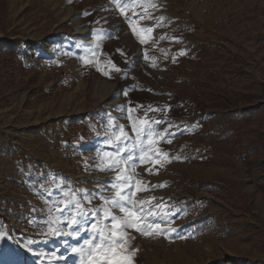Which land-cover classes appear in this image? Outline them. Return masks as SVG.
<instances>
[{
	"label": "rangeland",
	"instance_id": "obj_1",
	"mask_svg": "<svg viewBox=\"0 0 264 264\" xmlns=\"http://www.w3.org/2000/svg\"><path fill=\"white\" fill-rule=\"evenodd\" d=\"M140 5L151 18L133 15ZM125 10L0 0V264H80L71 248L89 233L50 234L70 231L55 209L75 193L84 227L94 222L113 196L116 171L99 167L116 151L107 141L122 127L123 157L140 156L132 126L144 121L163 137L145 159L162 149L171 162L123 167L151 189L135 199L170 215L159 235L133 233L134 264H264V0ZM130 23L153 27L147 43Z\"/></svg>",
	"mask_w": 264,
	"mask_h": 264
},
{
	"label": "snow or ice",
	"instance_id": "obj_2",
	"mask_svg": "<svg viewBox=\"0 0 264 264\" xmlns=\"http://www.w3.org/2000/svg\"><path fill=\"white\" fill-rule=\"evenodd\" d=\"M113 2L127 18L125 6L126 4L132 6L133 0H124V2L122 0H113ZM140 7L144 14L133 12V15L139 20L151 18L144 5H140ZM148 7L155 8L156 5L150 4ZM160 19L162 20L163 17ZM130 26L140 39V43H147L145 34H150L153 31V27H141L137 31V27L132 26L131 23ZM180 54L183 55L184 53L181 52ZM147 58L145 56V59ZM173 61L175 62V57ZM85 62L88 63L89 61ZM152 66L155 67V64L153 63ZM112 67L115 71H120L115 65ZM104 74L108 75V72H104ZM156 123L159 122L157 121ZM132 131L136 134L139 144L140 156L138 157H133L132 155H128L126 158L123 157V153L128 151V149L122 145L129 139V136L122 127L120 128V135H115L114 139L107 141L109 145L116 147V151L114 153H103L99 167L101 170L111 169L116 171L115 182L111 185L113 196L111 199L101 197V199H104V203L91 213L94 222L88 227H84V225H88L87 217L89 212L85 210L80 199L76 198L75 193L72 194L71 200L60 202L63 207L57 206L55 209L57 213L61 214L70 231L62 232L59 227H56L50 229V234L79 238L81 233H89L88 238L84 239L82 245L71 248L72 253L79 255L80 264H134L138 249L132 246V241L135 239L133 233L143 236L159 235L163 229L161 228V223L157 221L165 220L170 215V213L164 211L165 206L163 204L151 205L150 202L155 200V197H150L148 200L135 199L136 192L149 191L151 189L141 186V182L135 180L134 175L129 174L123 165H127L131 161L134 168L137 159L141 163H149L154 157L156 162L163 166L164 163L171 162L172 157L162 149H157L153 155L145 159L144 153L146 151L150 152L160 142L154 139L160 134L155 133L147 121L142 122L140 126L133 124ZM145 138L148 141L147 145L145 144ZM160 138L163 139L162 136ZM167 142L171 143L170 140ZM133 147H136V145H133ZM176 159H179V157H176ZM147 171L152 172V169L149 168ZM165 186L166 184H161L152 185L151 187ZM133 187H135V191L132 190ZM84 193L87 196L86 190H84ZM88 202L91 203V200L89 199ZM114 210H118L119 214ZM61 216H56L53 220V223L57 226L61 223ZM3 238V235L0 234V239Z\"/></svg>",
	"mask_w": 264,
	"mask_h": 264
}]
</instances>
